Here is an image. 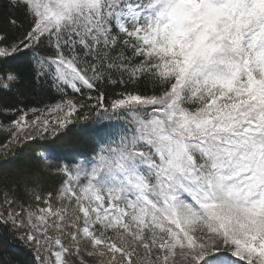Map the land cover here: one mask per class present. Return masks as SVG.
Instances as JSON below:
<instances>
[{"label": "snow or ice", "instance_id": "snow-or-ice-1", "mask_svg": "<svg viewBox=\"0 0 264 264\" xmlns=\"http://www.w3.org/2000/svg\"><path fill=\"white\" fill-rule=\"evenodd\" d=\"M27 84L56 99L0 105V236L30 264H264V0H0Z\"/></svg>", "mask_w": 264, "mask_h": 264}, {"label": "trees", "instance_id": "trees-1", "mask_svg": "<svg viewBox=\"0 0 264 264\" xmlns=\"http://www.w3.org/2000/svg\"><path fill=\"white\" fill-rule=\"evenodd\" d=\"M24 72V69H20ZM55 95L51 90L35 88L31 84L22 85L20 95L18 96L15 91L13 93H0V105H7L8 107L23 106L25 108L37 107L42 108L46 104L55 102ZM31 117V113L29 114ZM13 117L5 115L0 112V124L8 125ZM79 127V126H77ZM9 138L8 132L5 128H0V144L7 141ZM36 144L42 143L36 141ZM68 151H78L81 153H89L90 145L87 141L82 140L74 134H70L65 141ZM16 164L18 167L34 164L30 159L34 152L30 147L24 149H17ZM31 256L19 245V243H12L4 236H0V264H30Z\"/></svg>", "mask_w": 264, "mask_h": 264}, {"label": "rangeland", "instance_id": "rangeland-1", "mask_svg": "<svg viewBox=\"0 0 264 264\" xmlns=\"http://www.w3.org/2000/svg\"><path fill=\"white\" fill-rule=\"evenodd\" d=\"M0 128H3V127H0Z\"/></svg>", "mask_w": 264, "mask_h": 264}]
</instances>
